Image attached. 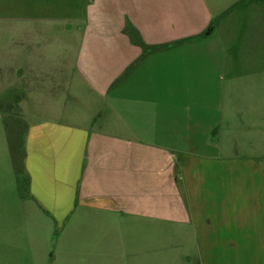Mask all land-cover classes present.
I'll return each mask as SVG.
<instances>
[{
  "label": "crops",
  "instance_id": "1",
  "mask_svg": "<svg viewBox=\"0 0 264 264\" xmlns=\"http://www.w3.org/2000/svg\"><path fill=\"white\" fill-rule=\"evenodd\" d=\"M4 6L0 264H264V159L225 116L264 0Z\"/></svg>",
  "mask_w": 264,
  "mask_h": 264
},
{
  "label": "rangeland",
  "instance_id": "2",
  "mask_svg": "<svg viewBox=\"0 0 264 264\" xmlns=\"http://www.w3.org/2000/svg\"><path fill=\"white\" fill-rule=\"evenodd\" d=\"M6 2L18 5L21 0H0V9H2V6L3 8L5 7ZM11 15L20 18L24 14L22 12H14L12 14L0 11V18H6ZM234 85L237 87V92L231 100V105L225 110V116L237 125L238 149L242 154L247 155L250 164H253L254 160L264 159V72H248L246 77L239 76ZM18 111L17 109L13 110L14 114L18 113ZM14 121L13 114H7L9 127L7 133L11 139V145H13L12 149L16 151L21 143L24 126L17 125ZM251 126L252 130L250 131ZM253 126H255V129ZM5 133L3 132V134ZM240 163L241 161L239 160Z\"/></svg>",
  "mask_w": 264,
  "mask_h": 264
}]
</instances>
